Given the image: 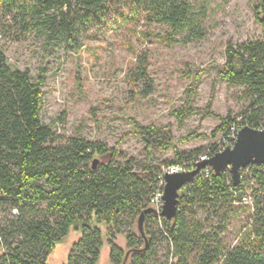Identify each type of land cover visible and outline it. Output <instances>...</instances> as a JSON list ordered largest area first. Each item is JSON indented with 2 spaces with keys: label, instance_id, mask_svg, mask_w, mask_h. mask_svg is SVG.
<instances>
[{
  "label": "trees",
  "instance_id": "trees-1",
  "mask_svg": "<svg viewBox=\"0 0 264 264\" xmlns=\"http://www.w3.org/2000/svg\"><path fill=\"white\" fill-rule=\"evenodd\" d=\"M189 8L187 0H0V36L6 37L12 27L19 33H14V40L41 33L77 46L87 35L102 38L127 27L134 36L148 40L150 33L136 31V25L158 24L177 34L189 23ZM254 20L264 34V0L255 6ZM162 39L167 45L177 42L170 34ZM126 48L134 56L127 82L134 94L141 86V94L147 96L153 91L148 56L135 52L130 43ZM44 74L41 71L34 78L28 70L12 68L0 49V264H47L72 226L81 236L66 264H98L104 242L110 246V264H151L159 242L166 244L175 264H264V166H252L236 187L227 171L208 177L199 173L179 192L177 215L170 222L145 213L160 168L133 171L103 142L78 137L58 140L41 117ZM217 76L242 90L247 107L239 118L241 126L262 129L264 35L238 46L228 44ZM191 114L180 111L177 118L182 122ZM236 120L222 118L212 136ZM134 127L145 140L161 133L136 123ZM205 150L188 155L175 150L174 159L164 164L188 163L192 168ZM95 159L98 164L92 169ZM249 181L255 185L251 217L233 247L217 239L212 227L201 232L191 225L188 217L195 204L223 209L247 195ZM141 214L144 222L160 228L143 236L139 229V235L123 234L126 218L133 221ZM118 235H124V249L116 244Z\"/></svg>",
  "mask_w": 264,
  "mask_h": 264
},
{
  "label": "rangeland",
  "instance_id": "rangeland-1",
  "mask_svg": "<svg viewBox=\"0 0 264 264\" xmlns=\"http://www.w3.org/2000/svg\"><path fill=\"white\" fill-rule=\"evenodd\" d=\"M187 2L190 20L177 34L167 26L142 21L135 26L136 31H148V40L124 27L102 38L87 35L72 46L41 33L14 40V33H19L11 27L6 37L0 36V49L12 68L28 70L34 78L44 71L41 117L58 140L78 137L103 142L118 153V161L129 162L133 171L141 172L144 166L166 167L164 163L174 159L175 150L181 155L195 150L202 153L215 142L219 133H212L222 118L232 121L243 115L247 101L242 90L226 85L217 72L224 64L228 44L238 46L264 35L254 20L259 0ZM167 34L177 42L167 45L162 39ZM127 43L135 52L148 56L153 91L147 96L141 94V86L134 94L127 82V71L134 61ZM185 110L192 114L180 122L177 114ZM134 123L161 133L145 140ZM246 185L247 194L252 196L255 185L250 181ZM193 211L188 217L191 225L201 232L212 227L227 247L236 244L251 217L248 205L235 203H227L223 209L197 203ZM126 221L123 234L132 231L139 235L138 219ZM159 228L156 223L143 222L145 234ZM80 236L72 226L67 238L49 254L47 264H66ZM116 244L125 248L124 235L117 236ZM109 251L104 242L98 264H110ZM171 263L176 259L166 244L159 242L151 264Z\"/></svg>",
  "mask_w": 264,
  "mask_h": 264
},
{
  "label": "water",
  "instance_id": "water-1",
  "mask_svg": "<svg viewBox=\"0 0 264 264\" xmlns=\"http://www.w3.org/2000/svg\"><path fill=\"white\" fill-rule=\"evenodd\" d=\"M97 164L98 161L93 160L92 169H95ZM248 166H264V127L257 130L244 126L240 129L232 148L198 162L191 171L166 174L161 217L167 222L176 217L179 192L186 185L191 184L202 170L209 168L214 173L228 171L231 183L236 187L239 184L240 171ZM145 213H153V210L147 209ZM143 222L144 215L141 214L137 225L142 236Z\"/></svg>",
  "mask_w": 264,
  "mask_h": 264
},
{
  "label": "built area",
  "instance_id": "built-area-1",
  "mask_svg": "<svg viewBox=\"0 0 264 264\" xmlns=\"http://www.w3.org/2000/svg\"><path fill=\"white\" fill-rule=\"evenodd\" d=\"M242 127L243 126H241L240 124V119H237L234 123H231L223 132L219 133V137L216 139V141L209 145L202 155L197 157V159L194 161V166L192 168H189L188 163L173 164L166 167H161L155 176L156 186L152 195L149 198L148 203V206L151 210H153V213L156 216L161 217L163 207V189L165 185L164 178L166 174H175L191 171L195 168V165L198 162L207 160L213 157L215 154L223 152L227 148H232L234 142L237 139V135ZM251 167L252 166H248L247 168L242 169L240 171L239 181L244 182L246 180V178L250 174ZM210 173H212V171L209 168H206L201 171L199 175L208 177ZM235 204L248 205L251 207L252 198L247 194L243 196L239 202H235Z\"/></svg>",
  "mask_w": 264,
  "mask_h": 264
}]
</instances>
